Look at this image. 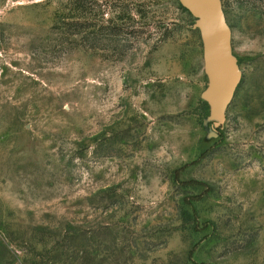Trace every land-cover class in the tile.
Returning a JSON list of instances; mask_svg holds the SVG:
<instances>
[{"label": "rangeland", "instance_id": "374dc122", "mask_svg": "<svg viewBox=\"0 0 264 264\" xmlns=\"http://www.w3.org/2000/svg\"><path fill=\"white\" fill-rule=\"evenodd\" d=\"M72 1L0 0V264H264V0L216 81L178 0Z\"/></svg>", "mask_w": 264, "mask_h": 264}, {"label": "water", "instance_id": "95a60500", "mask_svg": "<svg viewBox=\"0 0 264 264\" xmlns=\"http://www.w3.org/2000/svg\"><path fill=\"white\" fill-rule=\"evenodd\" d=\"M203 26L205 60L215 73V81L226 77L232 68L230 59V27L220 0H178ZM237 82V79H236ZM235 82V83H236Z\"/></svg>", "mask_w": 264, "mask_h": 264}, {"label": "trees", "instance_id": "16d2710c", "mask_svg": "<svg viewBox=\"0 0 264 264\" xmlns=\"http://www.w3.org/2000/svg\"><path fill=\"white\" fill-rule=\"evenodd\" d=\"M178 8L194 19V16L186 8H184L179 1ZM80 11V0H73L70 4H66L64 7L62 6V8L58 9L56 12V16L59 18V21L63 22V24L70 29L71 35H77L83 31V29H89L94 25L93 22H86L88 18L80 16V13L81 15L84 13V11ZM82 19L83 21H81ZM109 29V26L105 27V30L109 31ZM111 35H117V33H112Z\"/></svg>", "mask_w": 264, "mask_h": 264}]
</instances>
